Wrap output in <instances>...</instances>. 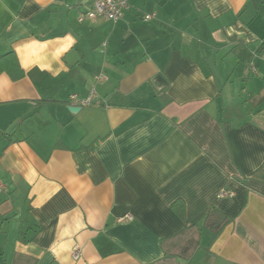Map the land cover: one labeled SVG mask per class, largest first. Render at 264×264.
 I'll return each mask as SVG.
<instances>
[{
  "label": "crops",
  "instance_id": "crops-1",
  "mask_svg": "<svg viewBox=\"0 0 264 264\" xmlns=\"http://www.w3.org/2000/svg\"><path fill=\"white\" fill-rule=\"evenodd\" d=\"M91 8L0 0V260L264 264V0Z\"/></svg>",
  "mask_w": 264,
  "mask_h": 264
},
{
  "label": "built area",
  "instance_id": "built-area-1",
  "mask_svg": "<svg viewBox=\"0 0 264 264\" xmlns=\"http://www.w3.org/2000/svg\"><path fill=\"white\" fill-rule=\"evenodd\" d=\"M129 7V0H92V8L88 11L82 13L79 17V21L83 22L85 19L97 20L101 17L109 19L113 22H118L124 11ZM155 14H146L144 16L145 20H149L154 17ZM108 79L107 75L100 74L96 77L97 82L102 83ZM70 105L73 106H91V105H104L107 104V101L100 99L97 95L96 88L93 87L88 95L80 96L77 93H74L70 96L69 101ZM3 188V185L0 183V189ZM220 197H232L234 192L232 190L223 189L219 194ZM131 218V215H126L120 220H128ZM82 256V250L79 246H75L73 251V258L75 260L80 259Z\"/></svg>",
  "mask_w": 264,
  "mask_h": 264
},
{
  "label": "trees",
  "instance_id": "trees-1",
  "mask_svg": "<svg viewBox=\"0 0 264 264\" xmlns=\"http://www.w3.org/2000/svg\"><path fill=\"white\" fill-rule=\"evenodd\" d=\"M2 72H7L15 80L23 77L24 71L21 68V65L14 51H10L0 56V73ZM174 208L175 211L178 212L181 217L184 216L183 201L175 202ZM0 264H3L1 260H0Z\"/></svg>",
  "mask_w": 264,
  "mask_h": 264
},
{
  "label": "water",
  "instance_id": "water-1",
  "mask_svg": "<svg viewBox=\"0 0 264 264\" xmlns=\"http://www.w3.org/2000/svg\"><path fill=\"white\" fill-rule=\"evenodd\" d=\"M158 78L161 79V77H158ZM69 109H70V111H72L74 113V112L78 111L80 109V107L79 106H69Z\"/></svg>",
  "mask_w": 264,
  "mask_h": 264
}]
</instances>
